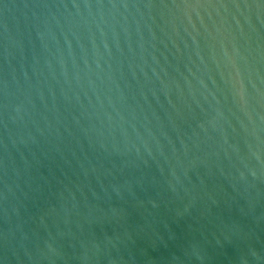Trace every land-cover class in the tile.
<instances>
[{"label":"water","instance_id":"95a60500","mask_svg":"<svg viewBox=\"0 0 264 264\" xmlns=\"http://www.w3.org/2000/svg\"><path fill=\"white\" fill-rule=\"evenodd\" d=\"M0 264H264V0H0Z\"/></svg>","mask_w":264,"mask_h":264}]
</instances>
